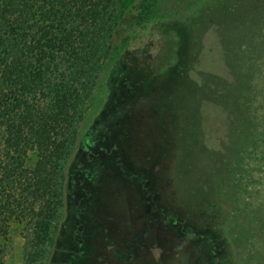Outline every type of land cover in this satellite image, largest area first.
<instances>
[{
	"label": "rangeland",
	"instance_id": "rangeland-1",
	"mask_svg": "<svg viewBox=\"0 0 264 264\" xmlns=\"http://www.w3.org/2000/svg\"><path fill=\"white\" fill-rule=\"evenodd\" d=\"M159 2L146 47L134 41L103 70L65 167L68 213L40 264H93L91 237L105 236L115 219L97 209L119 207L120 186L136 199L129 246L142 260L135 264H184L183 247L198 264H264V0ZM181 31L188 70L172 89L175 59L166 61L163 48L168 39L178 45ZM113 97L114 123L105 113ZM173 117L177 148L161 171L155 124ZM76 212L81 236L70 223ZM7 236L0 264H23L22 237L16 229Z\"/></svg>",
	"mask_w": 264,
	"mask_h": 264
},
{
	"label": "trees",
	"instance_id": "trees-1",
	"mask_svg": "<svg viewBox=\"0 0 264 264\" xmlns=\"http://www.w3.org/2000/svg\"><path fill=\"white\" fill-rule=\"evenodd\" d=\"M159 5V0H0V236L5 240L11 230L18 231L23 264L46 262L58 223L68 213L65 167L78 147L80 125L93 106L103 70L134 41L142 38L146 47L145 27ZM179 33L178 45L168 39L163 48L166 61L175 59L169 63L172 89L181 88L188 70V39ZM112 101L105 113L114 123L118 110ZM173 121L155 124L164 149L157 164L161 171L177 148ZM83 156L87 161L95 157ZM117 188L119 207L111 211L112 203H104L97 209L115 219L105 236L91 237L93 264L142 260L129 246L133 189ZM78 215L70 223L80 226L73 232L81 236ZM76 243L81 246L79 239ZM165 247L178 253L177 246ZM182 250L184 264H198L193 253Z\"/></svg>",
	"mask_w": 264,
	"mask_h": 264
}]
</instances>
